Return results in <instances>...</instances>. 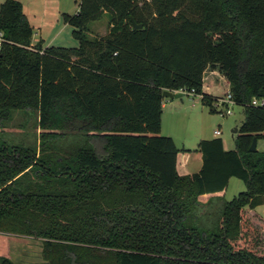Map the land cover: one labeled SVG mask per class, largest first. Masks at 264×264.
<instances>
[{"label":"trees","instance_id":"16d2710c","mask_svg":"<svg viewBox=\"0 0 264 264\" xmlns=\"http://www.w3.org/2000/svg\"><path fill=\"white\" fill-rule=\"evenodd\" d=\"M78 1L63 15L74 47L33 43L23 2L0 5V232L39 240L43 264H264V151L250 150L264 138V0ZM105 14L109 33L88 37ZM208 67L244 120L235 148L201 140L200 171L182 175L163 91L194 89L217 112ZM17 113L37 117L39 145L8 138ZM233 177L246 189L215 195Z\"/></svg>","mask_w":264,"mask_h":264},{"label":"rangeland","instance_id":"374dc122","mask_svg":"<svg viewBox=\"0 0 264 264\" xmlns=\"http://www.w3.org/2000/svg\"><path fill=\"white\" fill-rule=\"evenodd\" d=\"M26 5V11L36 15H48L46 20H53L52 16L59 9L66 14L73 15L77 12L79 1L78 0H37L32 6L31 10H28L31 0H21ZM150 1V0H147ZM143 5V4H142ZM44 9H47L46 13ZM55 18V17H54ZM52 24L57 25L58 23ZM35 28H38V22L35 20ZM50 22V23H51ZM60 28L63 27V20L59 22ZM50 29L52 30L53 27ZM109 17L104 15L100 20L91 22L87 28V35L91 38L104 37L109 33ZM47 38H51L55 35V32L46 31ZM61 39H57L53 44L60 46L72 47L71 43H78L72 35V27L65 26L63 31L59 32ZM227 78L223 71L220 69L208 67L204 73L205 84L212 86V92L217 95L224 94L230 89V84L226 86ZM204 84V83H203ZM169 101H174L177 105H168L164 110L163 126L161 135L172 137L179 148L190 150L196 153L198 149V143L204 139H210L214 136V131L219 129L221 135L217 136L223 139L224 145L229 148H235V137L237 133H234L236 128L239 129L242 121L244 120V110L240 105L233 107L232 114H221L219 112H210L209 108L202 104L199 97L184 94L178 99L167 98ZM38 119L34 117L27 119L21 113L14 115L13 120L10 122V127L7 129L8 138L19 144H40V131L38 128ZM1 138V137H0ZM2 139V138H1ZM260 151H264V138L259 140L257 147ZM246 189V184L239 178L233 177L225 192V198L231 200L237 196L241 191ZM206 198H202V200ZM260 209H263L261 207ZM2 239V240H1ZM0 246L7 255L13 260L15 264H43L41 259V242L31 237H19L0 232ZM1 250V251H2ZM5 256V255H0Z\"/></svg>","mask_w":264,"mask_h":264},{"label":"crops","instance_id":"0c3cea01","mask_svg":"<svg viewBox=\"0 0 264 264\" xmlns=\"http://www.w3.org/2000/svg\"><path fill=\"white\" fill-rule=\"evenodd\" d=\"M5 0H0V5L4 2ZM37 0H31V1H28L27 3H29V6H28V10H31L32 6L34 5V3L36 2ZM23 2V1H22ZM24 4V8L26 7L27 4ZM58 6V11L55 12V14H57L58 12V15H49V16H52L51 18L52 19H55V22L53 20H46L47 19V16L46 15H36V14H32L28 11H26V8H25V13L27 14L28 18H29V21L31 23V25L33 26L34 28V35H33V43H37L39 40H43L44 41V46H51V45H54V46H60V45H56V44H53L55 41H57V39H61V34L59 33L61 30L63 31V29L65 28V26H69L68 23L65 22L64 18H63V15L66 14L65 12H62L61 9H59V6L60 5H57ZM46 11H48L47 9H44V12L46 13ZM78 11V10H77ZM55 17V18H54ZM37 21L38 22V28L39 29H36L35 28V22L34 21ZM60 20L62 21L63 20V27L60 28V25H59V22ZM53 21L54 23H58L57 25L55 24H52ZM51 22V23H50ZM50 27L53 29L51 30ZM59 27V28H58ZM46 31L50 32L52 31L51 33L55 32V35L52 36L51 34V38H47L46 34L44 33H47ZM73 35V34H72ZM74 37V36H73ZM75 38V37H74ZM76 39V38H75ZM78 41V40H77ZM79 44V41L78 43H71L72 47L74 46H77ZM63 46V45H62ZM65 47H68V46H65ZM226 86H228V81H226ZM213 87L212 86H208L207 84H203V91L206 92V93H209L211 95H214V96H218L217 94H214L212 92ZM184 94H187V93H183ZM182 95V96H183ZM189 95V94H187ZM221 95V94H220ZM192 96V95H191ZM178 98H175L174 100H176ZM168 105H177L173 100L172 101H169V99L165 98V100L163 101V108H162V126H163V115L165 113V108L168 106ZM162 129V128H161ZM162 131V130H161ZM214 137H217L215 134L212 138ZM211 139V138H210ZM199 144V143H198ZM258 145H259V141H258ZM257 145V147H258ZM179 148V147H178ZM226 149H229L225 146ZM181 149V152L178 154V161H177V168H178V171L180 174H192V173H197L200 171L201 167H202V164H203V159H202V153L200 151H198V149L196 150V153H193L191 152L190 150H185L184 148H179ZM232 179V178H231ZM230 179V180H231ZM230 182V181H229ZM229 185V184H228ZM228 188V187H227ZM227 190V189H226ZM225 191H222V192H218L216 193L215 195H225ZM211 196V194H205L201 197L202 198H206L205 200L203 199V201H206L208 200V198ZM261 207H263V209H260ZM256 210L264 216V204L261 205V206H258L256 208ZM2 240V239H1ZM0 246V255H7L5 252H3V250Z\"/></svg>","mask_w":264,"mask_h":264},{"label":"built area","instance_id":"2783aa9c","mask_svg":"<svg viewBox=\"0 0 264 264\" xmlns=\"http://www.w3.org/2000/svg\"><path fill=\"white\" fill-rule=\"evenodd\" d=\"M3 40V32H0V48H1V42ZM175 92H182V93H187L189 95L199 97L202 99L203 95L202 94H197L194 89L191 91L189 90H180V91H175ZM252 104L255 106H264V98H254L252 100ZM238 105L237 102L235 101L232 93L230 92V89H228L224 94L216 96V99L213 103L214 108L216 109L217 112L221 114H232L233 113V107ZM214 134L216 136L221 135V131L219 129L214 131Z\"/></svg>","mask_w":264,"mask_h":264},{"label":"water","instance_id":"95a60500","mask_svg":"<svg viewBox=\"0 0 264 264\" xmlns=\"http://www.w3.org/2000/svg\"><path fill=\"white\" fill-rule=\"evenodd\" d=\"M132 22H133V25H134L135 29H141L143 27L142 24H137L133 18H132ZM163 95H164L165 98L173 99V98L181 97L183 95V93L182 92H175V91L166 89V90L163 91ZM237 132H238V128H236L234 130V133H237ZM257 145H258V140H257L256 137H254L253 142H252L251 147H250V150H256L257 149Z\"/></svg>","mask_w":264,"mask_h":264}]
</instances>
